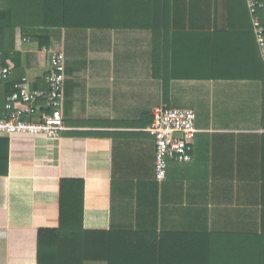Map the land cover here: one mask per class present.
Wrapping results in <instances>:
<instances>
[{
    "label": "crops",
    "instance_id": "obj_1",
    "mask_svg": "<svg viewBox=\"0 0 264 264\" xmlns=\"http://www.w3.org/2000/svg\"><path fill=\"white\" fill-rule=\"evenodd\" d=\"M248 9L247 0H171L158 54L149 29L6 36L0 113L15 83L48 88L46 48L65 54L64 133L82 135L85 150L83 227L113 240L110 262L84 264H216L238 247L242 264H264V85ZM161 106L194 110L197 135L192 161L170 162L157 182L149 127ZM30 139L0 136V264H38L39 231L60 224V179L45 175Z\"/></svg>",
    "mask_w": 264,
    "mask_h": 264
},
{
    "label": "trees",
    "instance_id": "obj_2",
    "mask_svg": "<svg viewBox=\"0 0 264 264\" xmlns=\"http://www.w3.org/2000/svg\"><path fill=\"white\" fill-rule=\"evenodd\" d=\"M3 7L9 16L0 18V50L6 48L4 41L8 33H14L17 28L114 27L151 30L155 52L158 54L171 30V0H0V11ZM246 14L254 30L249 9ZM100 15L108 17L111 22H100ZM258 16L264 25L262 11L258 12ZM81 18L86 21H75ZM230 22L232 28V18ZM257 74V79L264 85L263 61L258 66ZM5 82L8 80L0 84ZM21 136L36 142L34 145L37 146L40 167L45 175H54L60 179L59 228L39 231L38 264H84L90 260L110 262L111 236L103 232L86 231L83 227L85 150L84 143L81 148L78 143L83 141L79 139L82 135L63 132L55 139ZM236 249L238 251L235 252L227 250V260H217L216 264L245 263L240 248ZM254 258L248 262L254 264Z\"/></svg>",
    "mask_w": 264,
    "mask_h": 264
},
{
    "label": "built area",
    "instance_id": "obj_3",
    "mask_svg": "<svg viewBox=\"0 0 264 264\" xmlns=\"http://www.w3.org/2000/svg\"><path fill=\"white\" fill-rule=\"evenodd\" d=\"M258 49L264 62V25L258 16H264V0H247ZM49 54L50 74L46 90L32 89L27 80L17 82L8 96L5 112L0 113V135L43 136L59 138L65 131L63 117L65 54L63 50L46 48ZM10 68L2 62L0 51V82L9 79ZM155 152V180L167 178L169 163H189L193 158L197 128L196 113L192 109L161 106L153 110L149 127Z\"/></svg>",
    "mask_w": 264,
    "mask_h": 264
}]
</instances>
